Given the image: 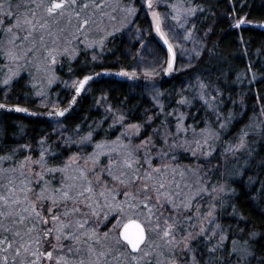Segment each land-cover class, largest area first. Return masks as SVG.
<instances>
[{
	"label": "trees",
	"instance_id": "16d2710c",
	"mask_svg": "<svg viewBox=\"0 0 264 264\" xmlns=\"http://www.w3.org/2000/svg\"><path fill=\"white\" fill-rule=\"evenodd\" d=\"M159 1L164 2L163 6L170 13V18L177 17L174 20L185 22L188 30L197 29L201 33V53L192 67L183 72L162 71L154 77L145 74L124 77L118 73L122 70L132 71L137 61L136 53L142 51L147 43L144 33L150 28V19L146 13L145 0H107L108 7L104 10L115 19L110 20L105 16L101 25L103 30L88 33L89 42L105 36L103 47H86L82 42L84 37L79 36L78 40H72L71 45L77 50L75 59L63 54L64 48L69 46L68 41L72 39L71 33L75 31V18L69 25L67 17H57L59 24H56L43 7L35 8L31 0H11L12 12L21 18L27 15L31 19V12L35 11L36 20H48L54 35L48 36L47 30L33 33L38 51L29 53L28 62L19 61L23 66L22 71L9 85H4L2 81L11 75L9 67L15 69L16 65L0 55V104L5 105L0 108V155L11 152L13 148L18 149L13 161L4 162L2 166L7 168L29 154L37 158L42 139L43 147L48 150L49 163L61 164L74 153L86 156L93 152L96 143L110 142L117 137L124 143L131 141L135 145L152 136L156 145L153 149L155 155L161 147L167 150L168 145L182 144L185 139L203 140L201 129L207 128L211 136L203 151L213 152L210 156L199 152L197 157H193L190 152L184 153V148L179 147L172 153L178 156L177 162L181 165L199 167L198 176L189 173V183L194 184L193 191L201 186L207 189L196 197L189 211L183 212V216H191V220L181 217L182 225L176 233L177 239L186 234L184 229L195 232V211L200 206L201 209L207 207V199H214L213 189L222 184L227 190L214 211L215 224L220 225L218 238L198 237L190 243L192 249L199 252L205 264L210 256L213 258L212 264H264V166L259 163L264 160V0ZM40 2L36 0V3ZM50 2L43 0L44 4ZM4 6L8 8L7 0H4ZM128 8H134L135 13H129ZM189 8L197 9L194 15L188 13ZM93 12L90 6L82 15H91ZM240 19L246 22L236 27ZM8 20L15 23L12 18ZM8 20L2 27L8 26ZM133 25H136L142 38L137 37L136 31L133 32ZM57 28H64L65 32L53 44ZM109 32L114 33V36H107ZM42 33L45 47L40 46L39 37ZM18 35L23 36L25 33L20 31ZM9 38L10 34L0 31V49L9 47ZM31 46L32 38H29L23 47ZM52 48L59 49L60 54L56 55V63L50 66V70L45 71L47 76L43 79L41 71L45 64H50V60H45L47 50ZM130 50L135 52L132 61L128 55ZM85 76L92 77L87 82L86 93L80 96L69 90L71 79L83 80ZM195 77L199 86L201 84L200 88L190 83ZM49 80L52 82L49 83ZM152 85L158 88V100L148 93ZM5 90L9 92L6 97ZM208 91L211 92V98L204 102L200 96L205 93L208 96ZM46 93L59 101L63 116L54 118L48 109L40 105ZM182 100L184 103H181ZM17 107L27 111L17 112ZM114 110L120 114H113ZM56 119L62 123L68 136L76 138L75 144L65 142L63 135L55 128ZM181 122L185 127H194L195 135L189 127V135L182 138L181 132H177V124ZM131 124L141 125L139 135L129 132L128 125ZM89 132L92 134L91 142L81 144V138ZM121 133L126 134L121 136ZM242 136L245 146L237 150ZM165 137L168 144L164 143ZM20 145H30V148H19ZM192 146L195 147L194 144ZM101 160L106 163L107 157H101ZM197 179L199 184L195 183ZM3 182L0 180V183ZM118 199L123 197L119 196ZM233 205L236 207L235 212ZM164 215L170 213L165 211ZM109 220L111 223L105 222L107 227L105 224L100 225L101 232L116 223V219L111 216ZM0 221L13 231L23 232L31 226L13 224L11 218L0 217ZM161 224L163 226V218ZM252 232L256 233L255 237L249 235ZM221 234L227 237L222 247L218 245ZM5 236L11 240L13 233L0 230V239ZM152 239L155 243L145 249L150 255L141 264H157L158 261L160 264H169L172 260L177 264L183 256V264H187L188 254L183 252L185 249L181 250L182 244L171 247L155 235ZM63 244V249L54 252V256L64 255L70 264H76L84 253H77L76 245L71 241H63ZM236 245H245V248H237ZM69 246L73 247L72 252L68 251ZM213 246L216 251L209 253L208 249ZM5 247L0 245V249ZM14 248L15 244L7 252L0 251V264L5 255L8 264H14ZM245 249L252 254L248 255ZM42 250H51L50 244L44 243ZM118 256L119 253L113 251L107 257L109 264H121L116 259ZM20 261L21 257H16L15 264H20ZM42 264L50 262L45 259ZM51 264H55V261ZM122 264H127V261H122Z\"/></svg>",
	"mask_w": 264,
	"mask_h": 264
},
{
	"label": "snow or ice",
	"instance_id": "6c2138e0",
	"mask_svg": "<svg viewBox=\"0 0 264 264\" xmlns=\"http://www.w3.org/2000/svg\"><path fill=\"white\" fill-rule=\"evenodd\" d=\"M146 2L148 8L151 9L152 0H146ZM7 3L8 8L6 9L4 0H0V16L3 17L0 19V31L10 34L7 41L9 47L0 49V55H3L11 64H15L16 68L9 67L11 75L2 81L4 85H9L13 79L19 77L23 68L19 61L28 62L29 53L35 54V51H38L33 33L37 30H47L48 36L54 35L48 20L44 22L36 20L35 11L31 12V19L27 15L21 18L11 11V0H7ZM31 4L35 8L43 7L47 16L56 24H59L57 17L61 19L67 17L69 25L75 18V31L71 33L72 39L68 41L69 46L63 50V54L73 59L77 55V50L71 46L72 40H78L79 36H83L82 42L86 47L95 45L103 47L105 36L98 41L89 42L88 33L102 31L101 25L105 16L110 20L115 19L104 10L108 7L107 0H100L99 3L96 0H87V2L51 0L48 4H44L43 0L40 3L31 0ZM90 6L94 12L91 15H82ZM127 11L135 13L134 8H128ZM187 11L194 15L197 9L189 8ZM152 17L156 32L163 37L159 14L153 11ZM8 18L15 20V23ZM6 20H8V26L2 27ZM245 22L244 19H240L235 26L239 27ZM20 31H23L25 35H18ZM64 32V28H57L53 44ZM107 36H114V33L109 32ZM29 38H32V46L24 48L23 44ZM39 41L40 46L45 47L43 33ZM164 42L167 44V39ZM47 51L48 55L45 60H50V64H45L44 71L50 70V66L56 63V55L60 54L57 48ZM168 52L172 55L167 61L166 71L171 72L175 58L172 45H169ZM118 75L134 77L135 73L121 71ZM91 79V76H85L76 87V92L79 94ZM51 82L49 80V83ZM181 103L184 101L182 100ZM4 107V104H0V108ZM15 111L26 112L27 109L17 107ZM56 115L63 116L64 111H59ZM182 119L183 117L181 121ZM189 127L195 135V128ZM189 127H185L182 122L178 123L177 132L186 133ZM140 129L141 125H128V130H134L136 135H139ZM201 133H208L203 136V140L185 139L182 144L168 145L167 150L161 147L155 155H153V149L156 145L152 136L146 137L135 145L131 141L124 143L120 137L110 142L96 143L92 153L83 157L80 153H74L61 164L49 163L48 150L43 147V139L40 141L41 151L37 158L29 154L23 160L16 161L5 168L2 166L4 162L13 161L18 149L13 148L11 152L0 155V180L4 181L0 183V217L11 218L13 224L31 225L26 228V231H13L11 227L0 221V230L13 233L11 240L6 236L0 239V245H6L0 251L7 252L13 249L15 244L14 264L16 257H21L20 264H42L45 259L50 264L53 261L55 264H70L64 255L54 256V252L63 249V241H71L76 245L77 253H84L76 264H109L107 257L113 251L119 253L116 259L121 264L122 261H127V264H141V261L150 255V252L145 249L151 248L155 243L152 239L153 235L163 239L166 245L177 247L182 244V251L184 249L193 251L190 242L196 240L197 236H203L205 229L202 227L195 235L184 229L186 234L182 235L179 240L176 233L181 229L183 212L189 211L196 197L206 192L207 189L201 186L193 191L194 184L189 183V173L198 176L199 167L181 165L177 162L178 156L172 153L175 148L179 147L190 152L193 157H197L199 152L205 156L210 155V152H204L203 148L208 145L211 132L205 128L201 129ZM125 134L121 133V136ZM91 137L92 134L89 132L87 136L81 138L80 143H90ZM164 143L168 144L166 137ZM193 144L195 147L192 146ZM244 146L245 141L242 136L237 150ZM19 148L29 149L30 145H20ZM101 157H107V162L103 163ZM81 159H83V164L80 163ZM259 163L264 166V160ZM195 183L199 184V179ZM219 191L224 192V187L221 186ZM229 191L234 190L229 189ZM119 196L123 199H118ZM233 210L236 211L235 205H233ZM165 211H168L170 215L165 216ZM212 215L213 212L210 210L207 216ZM110 216L116 219V223L107 231L101 232L100 225L105 224L107 227L105 222L111 223ZM183 219L191 220V216H183ZM216 228H220V225L217 224ZM215 235L214 231L212 236ZM249 235L255 237L256 233L252 232ZM226 238L221 234L218 245L222 247ZM44 243H49L51 250L43 251ZM233 243L235 244V241ZM121 249H123L122 252ZM68 251L72 252L73 247L69 246ZM208 251L213 253L216 247L213 246ZM233 251L236 249L233 248ZM245 252L248 255L252 254L248 249H245ZM212 261L213 258L210 256L206 264H212ZM2 264H8L7 255L3 257ZM157 264L160 262L158 261ZM169 264H176V262L172 260ZM192 264H199L194 256Z\"/></svg>",
	"mask_w": 264,
	"mask_h": 264
},
{
	"label": "rangeland",
	"instance_id": "374dc122",
	"mask_svg": "<svg viewBox=\"0 0 264 264\" xmlns=\"http://www.w3.org/2000/svg\"><path fill=\"white\" fill-rule=\"evenodd\" d=\"M146 2V0H145ZM147 5V2H146ZM164 2L159 1V0H152V8L149 9L148 5L146 8V13L150 19V28L147 32L144 33V38H146V44L144 46V49L140 51L137 54V61L135 62L134 67H132V71L129 73H135L136 74H145L148 73L149 76L154 77L160 74L162 71H166L168 65L167 61L171 58L169 52L167 49L164 47L161 35L156 32L155 30V23L152 17V12L155 11L156 13L159 14L160 18V26H161V31L164 33V37L167 39L170 45H172L173 53H174V62H173V70L168 73H179L183 72L195 63L196 59L198 58L199 54L201 53V33L195 29V30H188L187 24L185 22H180V21H175L174 19L170 18V13L165 9L163 6ZM161 6V8H160ZM133 32L136 31L137 37H140V32H137V27L136 25H133L132 27ZM192 31V32H191ZM154 36V38L150 39L149 37ZM142 38V37H140ZM6 45V43H4ZM164 54H163V53ZM134 51L130 50L128 51V55L130 57V60L132 61L134 58ZM124 71V70H122ZM42 73V78L45 79L47 76V73H45L44 70L41 71ZM126 77V76H124ZM127 77H132V76H127ZM72 81L70 82L69 85V90L73 91L74 93L76 92V87L79 86V82L82 80L79 79H71ZM192 85L197 86L198 88L201 87V84L199 86L197 77H195L193 80L190 82ZM190 84V85H191ZM187 86L188 88L190 87ZM88 84L86 83L84 85V88L80 91L79 95H83L87 91ZM5 97L8 95V91L5 90ZM77 93V92H76ZM148 93L151 97L154 98V100H158V88L156 85L149 86L148 88ZM208 96H200L201 100L204 102H208L211 98V92H207ZM78 94V93H77ZM45 98L40 102V105L46 109H48L49 114L52 116L58 117L59 115H56L57 112L62 111V107L59 103V101L56 98H52L50 93H46ZM113 114H117V116L120 114L118 110H114L112 112ZM55 123V128L58 130V132L63 135L65 138V142L73 145L76 142L75 137H71L67 135L66 130L64 127H62V123L58 121L57 119L54 121ZM129 132L134 133V130H129ZM189 135L188 132H181V137ZM205 135V133H204ZM186 153V151H184ZM213 152L210 153V155ZM207 155V156H210ZM215 156V155H214ZM83 157V156H82ZM81 164H83V159L80 161ZM223 186L225 191L227 190L225 185L220 184L218 188L216 189L215 194H214V199L212 197L208 198L207 201L205 202L207 207H204V209H201L198 207V209L195 211V217H196V225H195V232L193 233L194 235L196 233H199L200 229L203 227L205 229V233L202 236L203 238H218V234L220 233L218 228H216L215 224V216H214V211L216 209V204L220 201V199L223 197L224 192H220L219 189L220 187ZM215 205V207H213ZM213 212V215L211 217L207 216V213L209 211ZM215 231L216 235L212 236V233ZM201 237V236H197ZM193 242V241H191ZM190 242V243H191ZM237 246V245H236ZM237 248L244 249L245 245H239ZM183 249V247H182ZM183 252H186L188 254V262L187 264H192V257L194 256L196 258V261L199 262V264H205V262L201 259V255L199 252H197L195 249L193 251H188L185 249ZM183 257H180V262L177 264H183Z\"/></svg>",
	"mask_w": 264,
	"mask_h": 264
},
{
	"label": "water",
	"instance_id": "95a60500",
	"mask_svg": "<svg viewBox=\"0 0 264 264\" xmlns=\"http://www.w3.org/2000/svg\"><path fill=\"white\" fill-rule=\"evenodd\" d=\"M263 28H264V26H263ZM161 39H162V42H163L164 47H165V48L167 49V51H168V47H169V45H170L169 42H168L167 44L164 42L165 39H166L164 36H163V37L161 36ZM172 50H173V49H172ZM169 54H170V53H169ZM171 55H172V54H170V56H171Z\"/></svg>",
	"mask_w": 264,
	"mask_h": 264
}]
</instances>
